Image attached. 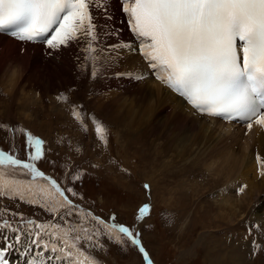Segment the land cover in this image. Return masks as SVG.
<instances>
[{
	"label": "snow or ice",
	"instance_id": "obj_1",
	"mask_svg": "<svg viewBox=\"0 0 264 264\" xmlns=\"http://www.w3.org/2000/svg\"><path fill=\"white\" fill-rule=\"evenodd\" d=\"M120 3L131 32L140 41L138 47L130 50L143 58L156 79L202 114L225 120L242 118L248 121L249 129L253 121L264 126V0H120ZM97 12L110 21V0H0V32L11 29L10 35L20 41H42L55 51L80 42L81 67L96 78L102 67L100 53L107 50L98 47L101 26L97 23ZM110 35L118 33L113 30ZM72 115L83 123L84 116L75 106ZM92 122L98 139L106 145L107 129L94 117ZM5 128L12 131L10 126ZM21 131L26 137V160L0 149V197L38 205L54 218L64 220V224L25 220L24 213H11L19 218L15 226L14 221L0 220V230L14 233L12 243L0 247V264H9L6 253L16 246L21 247L25 264H101L79 246L80 242H86L89 249H103L101 236L115 238L117 243L126 237L138 248L146 264H153L142 244L141 233L134 226L118 223L114 214L106 221L80 208L67 195H77L74 187H62L57 179L37 167V162L44 158L45 141ZM256 159L260 175L264 176V159L259 154ZM9 168L25 170L30 179L6 178L4 169ZM81 178V173H72L71 166L66 169V182ZM38 180L47 184H39ZM150 211L149 203L141 205L136 220H143ZM73 215L80 217L76 226L66 219ZM86 216L103 230L96 227L93 232L84 226ZM252 245L254 250L261 247L255 239Z\"/></svg>",
	"mask_w": 264,
	"mask_h": 264
},
{
	"label": "rangeland",
	"instance_id": "obj_2",
	"mask_svg": "<svg viewBox=\"0 0 264 264\" xmlns=\"http://www.w3.org/2000/svg\"><path fill=\"white\" fill-rule=\"evenodd\" d=\"M63 56L66 57L65 54ZM69 59L72 60L71 57ZM30 62L33 71H38L36 75L41 78L38 81L40 85L31 82L32 75L29 73L23 75L19 85L12 86L10 77L13 66L0 63V121L19 130L26 127L46 140V160L43 158L37 165L40 168L43 166L64 187H74L77 195H68L87 209L80 208L105 220L114 214L118 223L134 226L141 233L142 244L153 264H264V225H260V219L252 216L255 212L263 211L261 218H264L263 194H260V198H251L244 192L247 190L241 192L242 186L238 185V189L235 187L227 195L233 203H241L238 214L233 222L221 219L220 194L224 192L222 189L226 183L231 181L220 182V176L212 174L205 167L175 163V160H179L178 155L170 156L167 150L158 154V148L148 140L121 131L117 124L108 122L104 107L96 106L97 99L92 97L93 87L87 89L82 84L52 92L44 90L42 83L46 80L42 79L51 71L56 78L61 65L42 53L30 59ZM69 68L72 78L83 82L89 79L87 70L78 64L73 63ZM26 84L30 88H26ZM57 95L66 96L67 99L56 101L54 96L57 98ZM73 103L80 104L84 134L72 129V124L78 125L80 122L68 118L69 105ZM88 112L90 118L94 117L107 129L108 148L104 150L93 143L92 133H96L87 118ZM0 134L2 137L8 136L9 130L0 125ZM0 141L9 146V143L12 144V140L0 138ZM13 146L15 149L11 147L12 151L20 159H27L23 135L20 134ZM66 158L70 162L77 161V167L82 172L71 164L62 165ZM69 166L72 173L82 174L80 180L66 182L65 171ZM4 171L22 175L15 169ZM24 173L27 174L26 171ZM6 178L30 179L12 175H6ZM38 183L47 184L42 180H38ZM145 184L150 186L149 189H145ZM142 203H149L151 211L138 221L136 216ZM13 212L24 213L25 220L64 224V220L54 218L38 205H29L18 198L0 197V220L8 219L15 223L19 218L12 216ZM66 219L73 226L80 221L78 215ZM84 220V226L93 232L96 227L103 230L91 217L86 216ZM254 239L261 245L259 249L254 250ZM99 240L104 244L103 249H89L86 242H80L79 246L89 249L91 255L102 260V264H146L143 255L126 237L122 238L121 243L105 236L99 237Z\"/></svg>",
	"mask_w": 264,
	"mask_h": 264
},
{
	"label": "bare ground",
	"instance_id": "obj_3",
	"mask_svg": "<svg viewBox=\"0 0 264 264\" xmlns=\"http://www.w3.org/2000/svg\"><path fill=\"white\" fill-rule=\"evenodd\" d=\"M96 15L99 18L98 12ZM82 47V43L73 42L68 47H62L59 52L50 49V58L61 66L56 78L51 71L42 79L46 80L42 83L44 90L52 92L82 84L87 89L93 87L92 97L97 99L96 106L102 105L108 122L117 124L116 127L121 131L125 130L138 139L148 140L158 148L157 151L155 149L158 154L167 150L170 156L178 155L179 160H175V163L205 167L212 174L220 176V182L231 181L226 183V187L222 189L224 192L220 194L222 200L219 202V216L223 220L233 222L234 216L238 214V205L241 203L235 204L227 198L228 191H233L237 185L244 184V190H247L244 192L251 198H260V194L264 197V176L260 175L256 159L257 154L264 159V132L258 126L244 134L243 130L230 129L216 119L193 114L164 83L152 78L143 59L130 50L132 47L101 52L100 75L96 78L89 75L85 82L74 79L69 67L76 63L81 68ZM19 49V42L0 34V63L13 66L10 77L12 86L19 85L23 75L29 73L32 75L31 82L40 85L38 81L41 78L36 75L38 71H33L30 62V59L41 54L40 47L33 46L32 52L27 47L24 53H20ZM77 57L81 59L78 60ZM118 73L142 74L143 78L132 81L111 77ZM26 88L30 86L26 84ZM261 213L255 212L252 216L260 219Z\"/></svg>",
	"mask_w": 264,
	"mask_h": 264
}]
</instances>
